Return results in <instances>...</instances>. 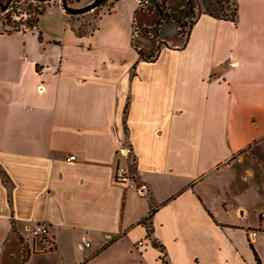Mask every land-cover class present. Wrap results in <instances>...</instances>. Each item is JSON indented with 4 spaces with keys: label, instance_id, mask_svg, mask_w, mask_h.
<instances>
[{
    "label": "crops",
    "instance_id": "obj_1",
    "mask_svg": "<svg viewBox=\"0 0 264 264\" xmlns=\"http://www.w3.org/2000/svg\"><path fill=\"white\" fill-rule=\"evenodd\" d=\"M234 1L151 61L136 0L90 33L55 1L0 27V264H264V0ZM119 163L147 194L114 185Z\"/></svg>",
    "mask_w": 264,
    "mask_h": 264
},
{
    "label": "rangeland",
    "instance_id": "obj_2",
    "mask_svg": "<svg viewBox=\"0 0 264 264\" xmlns=\"http://www.w3.org/2000/svg\"><path fill=\"white\" fill-rule=\"evenodd\" d=\"M52 1L62 5L61 0H50L39 2L37 0H0V27L4 31L15 30L14 26H18L20 30L30 29L32 23L36 22L39 12ZM84 0H66L68 7L76 17H73V22L80 33H87L92 26L91 20L97 18L102 10V6L89 12L79 13L93 4H80ZM107 0L104 6H108ZM157 2V3H156ZM58 3V4H59ZM158 8L164 12L174 14L180 12L179 17L182 20L183 28L177 24H168L164 20L159 19ZM147 8L138 10L135 23L139 29V37L136 38V44L146 50H152L156 55L158 48L164 46H173L176 40H180V45L186 41L192 25L194 27L203 15H208L213 18H232L235 11L234 0H148ZM178 7V8H176ZM177 10V11H176ZM216 16H212V15ZM79 15V16H78ZM136 26V25H135ZM175 38H174V37ZM150 52V51H146ZM149 54V53H147Z\"/></svg>",
    "mask_w": 264,
    "mask_h": 264
},
{
    "label": "built area",
    "instance_id": "obj_3",
    "mask_svg": "<svg viewBox=\"0 0 264 264\" xmlns=\"http://www.w3.org/2000/svg\"><path fill=\"white\" fill-rule=\"evenodd\" d=\"M136 2H137L139 9L147 8L146 6L148 5V0H136ZM139 34L140 33L137 27V24L134 22V30H133L134 39L138 38ZM118 153L123 158H130L132 156V149L129 146L124 145L119 149ZM75 161H76L75 156H71L67 160V162L69 163H72ZM113 183L114 185L127 189V190H135L141 195H145L149 191L146 184H139L138 182H136V180L131 174L130 169L120 163L118 164L114 172ZM260 217H261V220L264 222V211L261 212ZM262 231L263 230L261 229L253 230L249 233V236L250 238H254ZM27 233H28V239H31V240H46L47 241L50 238V230L46 223H38L34 225L27 231ZM81 244L86 248L90 247V243L88 242L86 238L81 239ZM139 245L142 246V242H140ZM51 246H52V243H51ZM53 248H54V245H53Z\"/></svg>",
    "mask_w": 264,
    "mask_h": 264
},
{
    "label": "trees",
    "instance_id": "obj_4",
    "mask_svg": "<svg viewBox=\"0 0 264 264\" xmlns=\"http://www.w3.org/2000/svg\"><path fill=\"white\" fill-rule=\"evenodd\" d=\"M152 1H155V0H152ZM235 2V1H234ZM157 3V2H156ZM102 7H104V4L102 5ZM99 8V7H98ZM176 8H178V7H176ZM100 9V8H99ZM157 9H158V14H159V19L160 20H164L166 23H168V24H178L179 26H180V28H183L184 27V25L182 24V20L180 19V17L178 16L179 15V13L180 12H178V14H177V12H173L174 14H172L171 12H170V14H168L167 12H164L162 9H160V8H158V5H157ZM43 11H44V9H42V11L41 12H39L38 13V15H37V18H36V22H34V23H32L31 24V26H29V28L30 29H33V28H35L36 26H37V24H38V20H39V18H40V16L43 14ZM140 11L141 12H143L142 11V9H139V13H140ZM177 11V10H176ZM67 14L70 16V21H71V23L76 27V25L74 24V22H73V17H76V16H74L73 14H71V13H68L67 12ZM236 14H237V9L235 8V11H234V13H233V17L232 18H226V19H230V20H232V21H234L235 20V17H236ZM210 15H212V14H210ZM79 16V15H78ZM212 16H214V15H212ZM214 17H216V16H214ZM218 19H221V18H218ZM97 21H98V17L97 18H94V19H92L91 20V22H92V26H90V31L89 32H87V33H90L91 32V30H93L94 29V27H95V24L97 23ZM192 27H193V25H192ZM14 29L15 30H12V31H4V30H2L1 29V31H3V32H7V33H11V32H20V31H22V30H20L19 29V27L18 26H14ZM77 29V28H76ZM24 31V30H23ZM190 32H191V29H190ZM79 33H80V31H79ZM81 34V33H80ZM190 34V33H189ZM188 37H189V35H188ZM188 37H187V39H188ZM186 39V40H187ZM186 43V41L184 42V44ZM168 47V46H167ZM136 48H138V46H136ZM153 54L154 53H152L151 55H147L145 52H143L142 50H139V55H140V57H142L143 59H145V60H149V61H151V60H153ZM0 174L2 175V177L4 178V180H7V177H6V175L4 174V172L0 169ZM151 235H152V230L150 229V228H148V237H151ZM258 263L259 264H261L260 263V261H259V258H258Z\"/></svg>",
    "mask_w": 264,
    "mask_h": 264
},
{
    "label": "water",
    "instance_id": "obj_5",
    "mask_svg": "<svg viewBox=\"0 0 264 264\" xmlns=\"http://www.w3.org/2000/svg\"><path fill=\"white\" fill-rule=\"evenodd\" d=\"M39 2H46V1H50V0H37ZM62 1V5H63V8L66 12L68 13H73L70 8L68 7L67 5V2L66 0H61ZM107 0H96L93 4H91L90 6H88L85 10H82L81 12L79 13H84V12H89L91 10H94L100 6H102Z\"/></svg>",
    "mask_w": 264,
    "mask_h": 264
}]
</instances>
